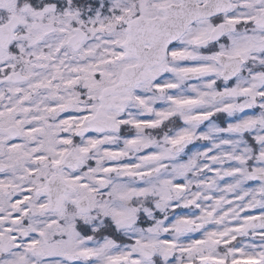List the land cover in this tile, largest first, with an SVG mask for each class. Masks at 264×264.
Returning a JSON list of instances; mask_svg holds the SVG:
<instances>
[{"label": "snow or ice", "instance_id": "6c2138e0", "mask_svg": "<svg viewBox=\"0 0 264 264\" xmlns=\"http://www.w3.org/2000/svg\"><path fill=\"white\" fill-rule=\"evenodd\" d=\"M0 264H264V0H0Z\"/></svg>", "mask_w": 264, "mask_h": 264}, {"label": "rangeland", "instance_id": "374dc122", "mask_svg": "<svg viewBox=\"0 0 264 264\" xmlns=\"http://www.w3.org/2000/svg\"><path fill=\"white\" fill-rule=\"evenodd\" d=\"M227 119H228V118L226 117V120H227ZM202 143H203V142H196L194 145L191 146V149H192V150H195V148L198 147V146H199L200 144H202Z\"/></svg>", "mask_w": 264, "mask_h": 264}, {"label": "flooded vegetation", "instance_id": "af4514ba", "mask_svg": "<svg viewBox=\"0 0 264 264\" xmlns=\"http://www.w3.org/2000/svg\"><path fill=\"white\" fill-rule=\"evenodd\" d=\"M226 121V120H225Z\"/></svg>", "mask_w": 264, "mask_h": 264}]
</instances>
